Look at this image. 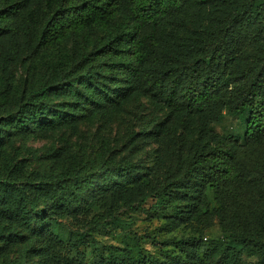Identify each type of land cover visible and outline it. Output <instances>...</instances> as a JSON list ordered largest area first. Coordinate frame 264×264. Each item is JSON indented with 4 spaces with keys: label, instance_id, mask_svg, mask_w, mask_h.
Listing matches in <instances>:
<instances>
[{
    "label": "trees",
    "instance_id": "obj_1",
    "mask_svg": "<svg viewBox=\"0 0 264 264\" xmlns=\"http://www.w3.org/2000/svg\"><path fill=\"white\" fill-rule=\"evenodd\" d=\"M128 103L141 128L118 143H158L153 163L104 135L84 161L31 152L54 163L34 176L0 161V264H63L94 240L60 219L148 199L196 234L160 255L110 244L99 264H264V0H0V154ZM224 111L236 134L215 130ZM70 264L89 263L77 250Z\"/></svg>",
    "mask_w": 264,
    "mask_h": 264
},
{
    "label": "rangeland",
    "instance_id": "obj_2",
    "mask_svg": "<svg viewBox=\"0 0 264 264\" xmlns=\"http://www.w3.org/2000/svg\"><path fill=\"white\" fill-rule=\"evenodd\" d=\"M201 20L202 18L199 17ZM20 74V72H19ZM138 110L135 103H128L119 116L109 121L94 120L92 123H80L74 129H60L49 133L45 137H29L18 139L7 145V151L0 154V161H7L10 164L23 165V171L34 176L36 171L46 168L53 169V161L49 158L37 159L48 149H56L63 153L66 160L73 157L81 158L82 161L92 159L98 148V136L104 135L111 140V146L119 158L130 155L134 159L145 160L147 163L156 161L155 155L158 152L159 144L155 142L141 143L145 146L138 154L131 153L123 142L118 143L121 136L129 128L134 131L140 130L138 123ZM239 118L236 115L224 111L222 118L215 123V130L218 133L232 131L236 134L241 129ZM33 152L36 154L33 156ZM20 168V169H22ZM27 176V175H26ZM154 199H148L140 208H128L120 206L111 210L97 208L79 214L77 219H60L66 232H79L91 234L94 242L90 245L80 246L78 249L66 248L61 251L63 264H70L75 259L77 250L84 253L85 260L89 264H99L104 249L110 245L132 244L133 238L140 244L142 253L160 255L167 250L175 252L174 241L195 235L192 226L180 225L169 229L166 216L168 210H153ZM221 236L217 222L204 230L203 240L218 238ZM16 254H13L14 258ZM37 261L29 260L27 264Z\"/></svg>",
    "mask_w": 264,
    "mask_h": 264
}]
</instances>
